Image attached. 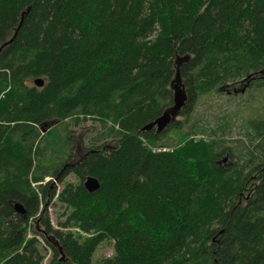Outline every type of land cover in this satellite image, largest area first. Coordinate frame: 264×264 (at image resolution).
Masks as SVG:
<instances>
[{
    "label": "trees",
    "instance_id": "16d2710c",
    "mask_svg": "<svg viewBox=\"0 0 264 264\" xmlns=\"http://www.w3.org/2000/svg\"><path fill=\"white\" fill-rule=\"evenodd\" d=\"M10 40L0 51V264H41L38 235L55 251L49 264H264V118L244 123L254 147L243 150L226 145L223 118L192 121L197 100L222 85L252 74L249 90L264 88V0H0V47ZM182 57L185 120L143 131L172 104ZM86 120L103 131L69 163ZM70 172L78 181L58 195L68 229H53L57 187L44 181ZM32 219L42 227L28 237ZM104 241L113 256L94 262Z\"/></svg>",
    "mask_w": 264,
    "mask_h": 264
},
{
    "label": "rangeland",
    "instance_id": "374dc122",
    "mask_svg": "<svg viewBox=\"0 0 264 264\" xmlns=\"http://www.w3.org/2000/svg\"><path fill=\"white\" fill-rule=\"evenodd\" d=\"M235 87L240 88V85H235ZM221 118H223V122H226L229 126L228 130L231 129V132L225 137L227 146L231 145L237 147L238 150H243L246 145L247 147L250 146L253 148L254 145L245 134L247 130L244 123L254 122L257 119L264 118V88H255L249 91L246 90L245 93L240 95L237 94L236 96H228L226 92H222L218 89L216 92L210 93L197 100L196 109L192 113V121L200 124L208 123L209 125H213L219 123ZM178 120L183 121L185 120V117L180 114ZM184 128L187 129V125H184ZM102 131L103 129L95 120H86L82 125L76 126L72 135L78 144V149H76L75 159L69 163L78 161L81 155L84 154L82 146L84 145V147H88L89 141L93 140V138L98 136L99 132ZM201 136L202 135H197L196 138ZM175 139L176 133L173 130L168 131L164 136V141H167L168 143H174ZM77 181V176L73 172L68 174L63 183L58 182L56 178L51 176L45 179L44 183L52 182V184L57 187L56 196L48 206V217L50 218L53 229H62V225L65 224L69 217L67 214V206L59 200L58 195L66 184L76 183ZM42 208H45L44 204H42ZM30 225L31 227L28 237H33V227L34 229L37 228L39 230L42 226L39 225V222L36 219H32ZM67 229L64 228L62 230L64 231ZM37 239L40 242L39 246L44 254V259L41 264H49L55 256V251L45 243L42 236L38 235ZM59 253L58 257L60 260L66 259L65 254V256H59L61 254ZM112 256L113 247L111 241H104L94 252L93 261L97 262L103 258Z\"/></svg>",
    "mask_w": 264,
    "mask_h": 264
},
{
    "label": "water",
    "instance_id": "95a60500",
    "mask_svg": "<svg viewBox=\"0 0 264 264\" xmlns=\"http://www.w3.org/2000/svg\"><path fill=\"white\" fill-rule=\"evenodd\" d=\"M23 22V19L21 20V23ZM21 25V24H20ZM12 40L6 42L3 44L2 47L8 45L11 43ZM2 48H0L1 51ZM188 58L182 57L178 58L176 60V75L175 78L171 82V87L173 89V104L166 108L160 115H158L152 122L146 124L145 126L142 127V130H151L153 128L156 129V133L160 134L164 132L171 123H173L179 114L181 113L182 109L185 107L188 101V93L186 90V87L184 83L182 82V77L180 75V64L187 61ZM262 74H264V70L261 71ZM253 75H248L243 79V82L248 81L251 79ZM35 84L37 86H42L44 84L43 79H36ZM249 84V83H248ZM247 84L244 86L245 88L242 89V93L245 92L247 88ZM58 120H51L48 122H45L44 124L41 125V131L42 133H46L48 131V128L57 124ZM227 158L224 159L226 161ZM84 187L86 190L90 193H93L95 191H98L101 187V183L98 178L93 177V176H87L84 180ZM14 210L20 214L23 215L24 217L26 216V210L25 207L22 203L16 202L14 204Z\"/></svg>",
    "mask_w": 264,
    "mask_h": 264
},
{
    "label": "flooded vegetation",
    "instance_id": "af4514ba",
    "mask_svg": "<svg viewBox=\"0 0 264 264\" xmlns=\"http://www.w3.org/2000/svg\"><path fill=\"white\" fill-rule=\"evenodd\" d=\"M260 77H263V76H260ZM257 78V77H256ZM252 80H255V79H251V81ZM240 85V88H237V87H235V85ZM246 84H244L241 80H237L236 82H234V83H232L231 82V86H230V88L228 87V88H220V90L222 91V92H226V94H228V96H232V95H236V94H240V92L242 91V89H244ZM223 86H226V85H223ZM222 86V87H223ZM250 86H251V82H250V84H249V86H247V89L248 88H250ZM246 89V90H247ZM235 92H237V93H235ZM246 92V91H245ZM244 92V93H245ZM243 94V93H242ZM42 230H44V229H42ZM56 244L58 245V243L56 242ZM60 250V253L62 254V249L60 248L59 249Z\"/></svg>",
    "mask_w": 264,
    "mask_h": 264
},
{
    "label": "bare ground",
    "instance_id": "6f19581e",
    "mask_svg": "<svg viewBox=\"0 0 264 264\" xmlns=\"http://www.w3.org/2000/svg\"><path fill=\"white\" fill-rule=\"evenodd\" d=\"M161 149L159 148L158 151H160Z\"/></svg>",
    "mask_w": 264,
    "mask_h": 264
}]
</instances>
